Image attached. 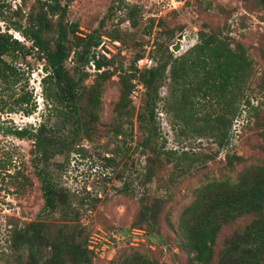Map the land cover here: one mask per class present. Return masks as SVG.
Here are the masks:
<instances>
[{
    "label": "trees",
    "instance_id": "obj_1",
    "mask_svg": "<svg viewBox=\"0 0 264 264\" xmlns=\"http://www.w3.org/2000/svg\"><path fill=\"white\" fill-rule=\"evenodd\" d=\"M7 1L0 0V21L7 24L4 31L0 27V114L30 116L35 111L26 75L30 72L28 58L34 57L43 61L40 84L46 114L38 125L2 133L32 143L31 157L41 184L45 214L57 208L66 213L68 203L66 190L49 180L46 171L54 157L63 152L67 156L82 154L79 144L83 140L91 144L113 141L115 149L109 155L112 157H107L110 161L128 150L125 142H132L133 117L142 135L137 149L154 154L151 158L147 155L144 170V182H151L157 175L155 160L168 158V153L160 151L163 147L155 144V111L160 102L164 101L162 110L172 116V127L176 125L187 136L212 140L219 150L229 145L238 116L245 112V117L252 118L257 112L244 94L252 70L246 48L232 45L221 32L200 30L196 43L180 55L169 48L158 49L155 54H147L155 62L154 67H136L143 53L135 56L129 70L120 67L118 71L123 73L116 82L118 99L109 120L101 121L102 96L116 72L115 56L105 57L97 51L102 36L96 32L79 35L77 25L67 23V7L59 0H33L25 25L19 21L7 23L3 11L12 10ZM25 1L12 11L15 16L24 18ZM258 1L264 10V0ZM139 15V9L128 6L124 20L134 28ZM161 26L159 23L158 28ZM10 30L30 45L13 38ZM164 35L174 38L172 32ZM70 57L74 58L72 68L66 64ZM90 74L94 78L88 84ZM165 81L168 94L163 99L160 89ZM137 86L144 93L142 111L135 116L131 94ZM254 122L264 144V121ZM242 161L239 156L227 155L226 167L233 172ZM182 163L185 170L181 174L191 170L193 162L186 153L179 155L174 166L180 168ZM160 204L158 198L146 205L142 199L134 226H144L149 232L160 230ZM166 226L190 264H264V166H246L233 179H214L197 188L178 220H167ZM81 234L82 230L67 232L64 227L37 220L13 232L9 243L14 250L26 249V264H92V254L84 242L77 241ZM108 264L160 263L149 260L139 250L125 249Z\"/></svg>",
    "mask_w": 264,
    "mask_h": 264
},
{
    "label": "rangeland",
    "instance_id": "obj_2",
    "mask_svg": "<svg viewBox=\"0 0 264 264\" xmlns=\"http://www.w3.org/2000/svg\"><path fill=\"white\" fill-rule=\"evenodd\" d=\"M59 1L67 7V23L77 25L79 35L96 32L102 36L97 51L105 57L115 56L116 72L102 96L101 121L109 120L118 99L116 82L119 73H123L118 71L120 67L129 70L135 56L142 53L145 57L148 52L155 54L158 49L169 48L171 51L179 35L182 36L178 42L179 50L171 52L180 55L196 43L200 30L221 32L232 45L242 44L246 48L252 60V70L244 94L257 112L252 118L245 117V112L238 116L229 145L219 150L212 140L187 136L176 125L172 127V116L162 110L164 101L160 102L155 111V144L163 147L160 151L168 153V158L161 156L155 160L157 175L151 182H144V170L148 156L151 158L154 154L137 149L142 135L133 117L132 142H125L128 150L110 161L107 157L115 149L113 141L91 144L83 140L79 144L82 154L67 156L63 152L54 157L46 171L49 180L66 190L68 203L64 209L66 213L57 208L53 213L45 214L41 184L31 157L32 143L2 133L35 126L44 120L46 103L40 84L44 75L43 61L28 58V90L33 92L36 109L30 116L0 114V264H26V249L11 248L9 237L37 220L64 227L67 232L82 230L77 241L84 242L92 254V264H108L125 249L139 250L149 260L160 264H190L187 255L180 252L172 241L167 220L175 223L183 208L193 200L195 190L202 185L214 179H233L246 166H264V144L254 125L256 119L264 121V10L257 4L258 0ZM25 2L26 6L22 7L24 18H20L12 11L22 5V0L7 1L12 6V10L3 11L7 23L19 21L25 25L33 0ZM128 6L139 9L138 24L134 28L124 20ZM159 23L163 24L161 28H158ZM6 25L0 21L2 31ZM166 31L172 32L174 38L168 39L164 35ZM9 33L23 42L19 33L14 30ZM66 64L72 68L74 58L70 57ZM154 66L155 62L150 59L147 67ZM93 78L90 74L86 83L90 84ZM167 86L165 81L160 89L163 99L168 94ZM143 93V88L137 86L131 94L135 116L142 111ZM181 153L189 155L193 162L191 170L183 174L180 172L185 170L183 163L180 168L174 166ZM227 155L243 159L233 172L226 167ZM155 198L161 199L160 230L149 232L144 226H134L140 201L143 199L146 205ZM224 237L219 239L217 251Z\"/></svg>",
    "mask_w": 264,
    "mask_h": 264
},
{
    "label": "built area",
    "instance_id": "obj_3",
    "mask_svg": "<svg viewBox=\"0 0 264 264\" xmlns=\"http://www.w3.org/2000/svg\"><path fill=\"white\" fill-rule=\"evenodd\" d=\"M149 62H150V59H149L148 56L146 55L144 58H142V59H140V60L137 61V63H136V67H137L139 70H141V69L147 67V65L149 64ZM147 68H148V67H147ZM140 87H141V86H140ZM90 248H91V250H93L92 247H90Z\"/></svg>",
    "mask_w": 264,
    "mask_h": 264
},
{
    "label": "water",
    "instance_id": "obj_4",
    "mask_svg": "<svg viewBox=\"0 0 264 264\" xmlns=\"http://www.w3.org/2000/svg\"><path fill=\"white\" fill-rule=\"evenodd\" d=\"M182 39V36L179 35L178 38H177V43L171 47V51L176 53L178 50H179V45H178V42H180V40Z\"/></svg>",
    "mask_w": 264,
    "mask_h": 264
}]
</instances>
